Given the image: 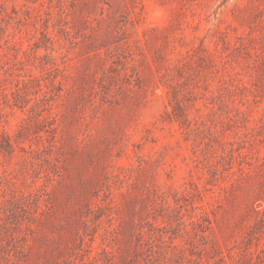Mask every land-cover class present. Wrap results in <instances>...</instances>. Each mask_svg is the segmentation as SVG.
Segmentation results:
<instances>
[{
  "label": "rangeland",
  "instance_id": "1",
  "mask_svg": "<svg viewBox=\"0 0 264 264\" xmlns=\"http://www.w3.org/2000/svg\"><path fill=\"white\" fill-rule=\"evenodd\" d=\"M0 264H264V0H0Z\"/></svg>",
  "mask_w": 264,
  "mask_h": 264
},
{
  "label": "trees",
  "instance_id": "2",
  "mask_svg": "<svg viewBox=\"0 0 264 264\" xmlns=\"http://www.w3.org/2000/svg\"><path fill=\"white\" fill-rule=\"evenodd\" d=\"M199 209H200V212H199L200 217L202 218L208 217L207 210L203 204H200Z\"/></svg>",
  "mask_w": 264,
  "mask_h": 264
}]
</instances>
